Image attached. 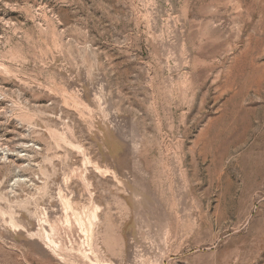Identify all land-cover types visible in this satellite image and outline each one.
I'll return each instance as SVG.
<instances>
[{"label": "rangeland", "instance_id": "obj_1", "mask_svg": "<svg viewBox=\"0 0 264 264\" xmlns=\"http://www.w3.org/2000/svg\"><path fill=\"white\" fill-rule=\"evenodd\" d=\"M54 223L94 264H264V0H0V264H81Z\"/></svg>", "mask_w": 264, "mask_h": 264}, {"label": "bare ground", "instance_id": "obj_2", "mask_svg": "<svg viewBox=\"0 0 264 264\" xmlns=\"http://www.w3.org/2000/svg\"><path fill=\"white\" fill-rule=\"evenodd\" d=\"M86 180V179H85ZM87 181V180H86ZM89 194V193H88ZM64 196L65 195H63L62 197H63V199H64ZM66 198V197H65ZM61 200H62V198H61ZM65 206H66V208L68 209H70L71 208V202H70V200L69 199H65ZM63 202V203H64ZM96 205H98V204H96ZM73 206V205H72ZM95 206V205H94ZM98 207L99 206H96V210L95 211H93V213L91 214V212H90V214L93 216V218H94V220L97 218V216H98ZM73 208V207H72ZM100 208V207H99ZM74 209V208H73ZM71 210V209H70ZM70 210H69V212H70ZM72 211V210H71ZM68 212V211H67ZM68 214V213H67ZM66 214V215H67ZM78 214V213H77ZM90 215V216H91ZM47 216V215H46ZM91 216V217H92ZM48 217V216H47ZM71 217V216H70ZM75 217V216H74ZM78 216L76 215V218H77ZM69 218V217H68ZM68 218L66 219V221H67V223L69 222V220H68ZM75 218V219H76ZM90 218V217H89ZM69 219H71V218H69ZM75 219H72V220H74V223H75ZM47 220H48V218H47ZM82 220V219H81ZM43 221H44V219H43ZM46 221V220H45ZM77 222H79V221H77ZM91 222V221H90ZM45 223H47V221L45 222ZM44 224V223H43ZM72 225V224H71ZM75 225H76V223H75ZM79 225H80V223H79ZM77 226V225H76ZM67 228V229H69L67 226H64V225H62V226H60V225H57V224H52L51 225V228H52V233H49L47 230H44V239H45V241H47V242H49V243H47V244H49V246H50V249L52 250V252H54L55 254H57L58 256H60V258L61 259H66L65 258V256H63V254L64 253H69V254H73V255H75L79 260H81L82 261V263L81 264H94V263H97V261H96V259L90 254V252L88 251V247L86 246V244H85V242L84 241H82V240H80V238L79 239H75V240H73L72 241V243H68V241H66V240H62L60 237H58L57 238V234H58V232H59V230L61 229V228ZM72 227V226H71ZM50 228V227H49ZM50 228V229H51ZM65 228V229H66ZM73 229V228H72ZM82 229L84 230L85 228H83V226H82ZM57 232V233H56ZM69 232V231H68ZM71 232V231H70ZM74 231H72V233H73ZM55 234V236H53L54 234ZM67 233V232H66ZM72 233H69V234H71L70 236H73L72 235ZM37 234H38V236L40 235V232L38 231L37 232ZM37 234H35L34 233V235H37ZM53 234V235H52ZM68 234V233H67ZM65 235L66 237L68 236V235ZM74 234V233H73ZM81 234V233H80ZM78 235V234H77ZM64 236V235H63ZM64 236V237H65ZM74 236H75V234H74ZM65 237V238H66ZM42 238H43V236H42ZM68 238L69 239H71L69 236H68ZM61 239V240H60ZM67 239V238H66ZM73 239V238H72ZM68 240V239H67ZM48 246V245H47ZM72 255V256H73ZM70 256V255H69ZM76 258V259H77ZM69 259V258H68ZM68 259H66V260H68ZM70 260V259H69Z\"/></svg>", "mask_w": 264, "mask_h": 264}]
</instances>
